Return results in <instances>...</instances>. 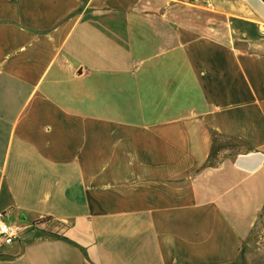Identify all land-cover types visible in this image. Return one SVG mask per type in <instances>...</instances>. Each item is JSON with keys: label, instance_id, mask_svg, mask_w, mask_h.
<instances>
[{"label": "crops", "instance_id": "0c3cea01", "mask_svg": "<svg viewBox=\"0 0 264 264\" xmlns=\"http://www.w3.org/2000/svg\"><path fill=\"white\" fill-rule=\"evenodd\" d=\"M209 1L0 0V212L62 229L0 264H238L264 208V1ZM213 134L241 149L209 166Z\"/></svg>", "mask_w": 264, "mask_h": 264}, {"label": "rangeland", "instance_id": "374dc122", "mask_svg": "<svg viewBox=\"0 0 264 264\" xmlns=\"http://www.w3.org/2000/svg\"><path fill=\"white\" fill-rule=\"evenodd\" d=\"M172 10L175 11H181L186 9V12H196L197 10L191 8L190 6H185L183 5L182 9L179 7H174V6H170ZM169 9V7H168ZM221 141V143H227L229 145V147L227 148L229 151V154H233L235 151H237V149H241L239 147H241L239 144H237L236 142L232 141V140H227V139H219ZM15 212H11V215L14 217L15 216ZM255 229H258V233H257V243L256 246H246L243 248L242 251V257L240 258V260L238 261V264H264V212L262 213V217L261 219H258L257 223L255 224ZM61 227H59L58 225H54L53 227H49L47 226L46 229L44 228H40L38 230V226L35 224H33L28 230H25L24 232L20 233V239L19 241L24 242L25 241V237L29 234V233H39V237L41 238H52V237H57V233L61 232ZM37 236V235H36Z\"/></svg>", "mask_w": 264, "mask_h": 264}, {"label": "built area", "instance_id": "2783aa9c", "mask_svg": "<svg viewBox=\"0 0 264 264\" xmlns=\"http://www.w3.org/2000/svg\"><path fill=\"white\" fill-rule=\"evenodd\" d=\"M203 7L211 9L212 5L209 0H200ZM8 213L0 212V243L3 245H11L19 238L22 228L11 225L7 222Z\"/></svg>", "mask_w": 264, "mask_h": 264}, {"label": "trees", "instance_id": "16d2710c", "mask_svg": "<svg viewBox=\"0 0 264 264\" xmlns=\"http://www.w3.org/2000/svg\"><path fill=\"white\" fill-rule=\"evenodd\" d=\"M236 143L239 144L238 142H236ZM228 147H229V145L227 143H221V141L219 140V137H217V135L213 134L212 135V146H211V150L209 153V166L213 164L212 161L215 160L217 154L222 150H226ZM263 212H264V208H263L261 214L259 215L258 219H261ZM257 233H258V229H255V226H254V228L249 232L248 236L246 237V239L243 242L242 251H243V248L246 246H253V247L256 246ZM242 251H241L240 258L242 257ZM240 258H239V260H240Z\"/></svg>", "mask_w": 264, "mask_h": 264}, {"label": "water", "instance_id": "95a60500", "mask_svg": "<svg viewBox=\"0 0 264 264\" xmlns=\"http://www.w3.org/2000/svg\"><path fill=\"white\" fill-rule=\"evenodd\" d=\"M20 220H21V221H24V219H22V218H21Z\"/></svg>", "mask_w": 264, "mask_h": 264}]
</instances>
